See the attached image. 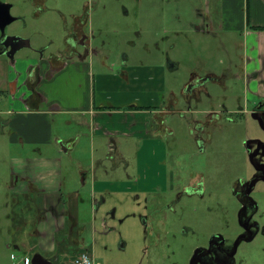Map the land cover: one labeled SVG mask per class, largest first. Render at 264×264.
<instances>
[{
  "label": "rangeland",
  "instance_id": "1",
  "mask_svg": "<svg viewBox=\"0 0 264 264\" xmlns=\"http://www.w3.org/2000/svg\"><path fill=\"white\" fill-rule=\"evenodd\" d=\"M0 1L22 17L6 33L46 49L45 56L66 49L71 14L87 9L92 49L100 51L98 61L106 58L91 68L97 100L120 110L140 107L154 123L146 138L117 136L112 149L110 138H96L94 153L83 139L61 156V179L75 186L63 193L81 188L66 252L78 243L97 264H195L196 251L212 236L230 249L242 233L240 222L251 216L260 230L252 228L254 238L239 242L232 261L264 264V94L251 82L262 65L249 69L244 31L231 28L238 19L224 16L222 0ZM18 56L34 57L27 50ZM56 118L57 137L68 121L69 130L76 128L73 116ZM9 134L0 130V264H22L10 215L13 227L14 215L27 211L34 221L40 212L11 191L21 153ZM32 147L23 153L35 156ZM53 151L44 148L42 156ZM15 197L22 206L13 204ZM251 203L257 206L252 215L243 208Z\"/></svg>",
  "mask_w": 264,
  "mask_h": 264
},
{
  "label": "crops",
  "instance_id": "2",
  "mask_svg": "<svg viewBox=\"0 0 264 264\" xmlns=\"http://www.w3.org/2000/svg\"><path fill=\"white\" fill-rule=\"evenodd\" d=\"M222 8L224 16L229 20L235 23L234 19H238L237 25L231 28L244 31L250 58L249 69H258L259 61L261 62L262 73L258 79H251V82L256 84V80L258 81L256 90L263 95L264 29L253 28H264V0H222ZM71 17L76 18V14L72 13ZM21 63L24 66L19 69ZM97 63L101 65L105 61L94 59L86 63L85 60L72 59L51 77L45 78L50 64L42 61L36 72L40 77L34 87L37 95H33L29 104L21 100L28 95L22 84L27 78L28 68L38 66V61L24 60L22 56H18L13 65L0 64V91L2 94H11L6 100L3 99L0 115L4 118L0 122L10 131L9 144L16 149L20 148L21 153L17 157L16 168L11 172V191H15V195L20 196L24 202H35L37 213L40 212L34 221L27 217V211L22 215H14L13 227L12 216L9 218L11 229L14 233H20L18 239H13L16 241L13 247L24 254L23 260L27 258L29 264H72L79 253L90 254L88 248L81 247L78 243H74L73 253L66 252L63 247L71 235L67 224L69 223L70 231L76 229L78 216L72 211V207L80 197L81 188L63 193V190H70L75 186L70 187L72 185L66 183L65 177L64 181L61 179V156L73 152L83 139H89V148L94 153L96 148L93 141L96 138H102L104 143L105 137L110 138L109 149H112L115 137L146 138L154 127V123L145 117V110H120L103 105L99 96V101L97 100L96 80L91 71ZM52 64L57 66L58 61L53 60ZM15 83L19 86L16 92L13 90ZM58 115L73 116L76 128L69 130L72 123L68 121L67 129L57 137L54 127ZM31 145L36 150L33 153L35 156L23 153ZM47 147L54 151L50 156L43 157L42 150ZM78 164L82 166L81 163ZM86 181L87 172L82 174L80 186L84 187ZM13 204L22 206L16 197ZM62 233H67L64 234L67 238L57 239V234Z\"/></svg>",
  "mask_w": 264,
  "mask_h": 264
},
{
  "label": "flooded vegetation",
  "instance_id": "3",
  "mask_svg": "<svg viewBox=\"0 0 264 264\" xmlns=\"http://www.w3.org/2000/svg\"><path fill=\"white\" fill-rule=\"evenodd\" d=\"M34 3L40 2L39 0H33ZM0 3H2L0 1ZM41 10V9H40ZM84 11L81 12V14L76 15V18L72 17V23L69 30V36L67 37V45L66 49L58 54H47L46 55V49H39L35 48L31 45V43L28 42L25 43L27 47H23L17 52L13 54V58L11 60H8L5 56L0 55V64H8L13 65L16 61V55H18L19 52L22 50L31 51L34 57H22L24 60H30V59H36L38 61V66H34L31 68H28L27 72V78L25 79L24 83L22 84L25 90L28 91V95L21 98V100L24 103H31L33 95H37L34 91V87L37 82L40 81V77L36 74L37 70H39V65L42 61L47 62L50 64L48 67V71L46 72L45 78L51 77L57 69H60L72 59H78V60H86L87 57H89V60H98L96 57L100 55V51L96 49H92V43L94 41L93 31L91 30V26L93 25V21L90 18V14L87 11V9H83ZM3 9L0 8V21L6 20L5 15H3ZM10 15L11 14V8H10ZM14 17V16H12ZM15 21L22 20V17H14ZM12 22V23H14ZM11 23V24H12ZM7 25L4 28L5 35H8L6 33V30L8 26ZM88 31H87V30ZM11 36V35H9ZM21 38V37H20ZM24 39V38H22ZM15 45V44H14ZM17 45V44H16ZM15 45V46H16ZM19 45V44H18ZM4 49L3 47V40H0V52H2ZM100 58V60L103 62H106V58L103 59ZM53 60L58 61V65H53ZM99 60V61H100ZM40 62V63H39ZM60 64V65H59ZM36 77V78H35ZM211 80L214 79V77H210ZM19 88V86L15 83L14 86V92ZM14 92L12 93L14 96ZM11 94H2L0 91V109L3 107V99L6 100V97H9ZM3 102V103H2ZM4 126L2 125V122H0V130H3ZM260 171L264 172V167L260 169ZM264 174V173H263ZM264 180V176L262 177ZM252 190V182L249 183V191ZM241 199V197H239ZM242 201V200H241ZM244 205V204H243ZM245 207V208H244ZM246 210H251L249 214H254V210H256L257 206L255 203L246 204L243 206ZM251 216L248 220H246L245 223L240 222L241 231L242 233L235 239V242L233 243V246L230 249H227L225 247V240L218 235L212 236L209 239V242L207 243V246L203 249H198L193 257L192 261H195V264H242V263H236L232 261L236 255L237 247L239 245V242H248L254 238V230L252 228H257V232H259L260 227L257 224H253L250 222ZM255 232V233H257Z\"/></svg>",
  "mask_w": 264,
  "mask_h": 264
},
{
  "label": "water",
  "instance_id": "4",
  "mask_svg": "<svg viewBox=\"0 0 264 264\" xmlns=\"http://www.w3.org/2000/svg\"><path fill=\"white\" fill-rule=\"evenodd\" d=\"M0 8L3 9V15H5L6 20L0 21V40H3V51L0 55L5 56L8 60L13 58V54L23 47H27L25 43L28 42L27 39H22L18 36L5 35L4 28L14 22L15 18L10 15L11 6L6 3H0ZM16 46H15V45ZM19 44V45H18Z\"/></svg>",
  "mask_w": 264,
  "mask_h": 264
},
{
  "label": "built area",
  "instance_id": "5",
  "mask_svg": "<svg viewBox=\"0 0 264 264\" xmlns=\"http://www.w3.org/2000/svg\"><path fill=\"white\" fill-rule=\"evenodd\" d=\"M24 264H29V260L25 258L23 260ZM72 264H97L93 261L89 253H80L72 262Z\"/></svg>",
  "mask_w": 264,
  "mask_h": 264
},
{
  "label": "trees",
  "instance_id": "6",
  "mask_svg": "<svg viewBox=\"0 0 264 264\" xmlns=\"http://www.w3.org/2000/svg\"><path fill=\"white\" fill-rule=\"evenodd\" d=\"M254 30H256V29H259V30H261V29H264V28H253ZM130 108H132L133 110H142V108H140V107H130Z\"/></svg>",
  "mask_w": 264,
  "mask_h": 264
}]
</instances>
